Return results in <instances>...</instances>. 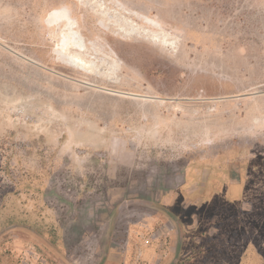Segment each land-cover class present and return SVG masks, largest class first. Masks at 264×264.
Masks as SVG:
<instances>
[{
  "label": "rangeland",
  "instance_id": "obj_1",
  "mask_svg": "<svg viewBox=\"0 0 264 264\" xmlns=\"http://www.w3.org/2000/svg\"><path fill=\"white\" fill-rule=\"evenodd\" d=\"M81 1L0 0V264H264V0Z\"/></svg>",
  "mask_w": 264,
  "mask_h": 264
},
{
  "label": "bare ground",
  "instance_id": "obj_2",
  "mask_svg": "<svg viewBox=\"0 0 264 264\" xmlns=\"http://www.w3.org/2000/svg\"><path fill=\"white\" fill-rule=\"evenodd\" d=\"M77 1L80 4L82 2L81 0H77ZM95 1L98 5L97 7H99L98 10L101 13V23H103L102 25L105 24L111 28V27H113L111 24L114 23L116 25V26L114 25V27L116 28L115 32H118L119 35H121L122 37H126L124 34H122L120 32V30L122 31V29H123V32L125 31V33H126L127 32L126 30L129 31L132 28V23L130 20L131 17L128 16L124 12V10H121V8L119 9V7H117V6L108 7L107 4L102 3L103 0H95ZM106 21L110 22V24L107 23ZM57 22L62 23L61 27H60L61 33H60L59 39L56 43L57 61H58V63H61L64 66H67L69 68H74L72 66L73 64L72 65L68 64L67 60H70V59L72 60V58L70 57V56H72L73 58L75 57V58H77V60L83 62L84 54L86 52V50L84 49L85 45L83 43V38L80 36V33L78 32V28H77V25L75 24V22L72 21L71 19L65 17V15L63 14V11L54 10V11L49 13L48 23L50 25H52V24H55ZM127 34H130V32L126 33V35ZM110 61L112 63L113 59Z\"/></svg>",
  "mask_w": 264,
  "mask_h": 264
}]
</instances>
